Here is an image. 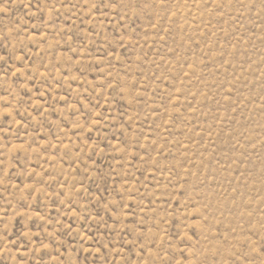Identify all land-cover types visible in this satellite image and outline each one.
<instances>
[{"label":"rangeland","instance_id":"rangeland-1","mask_svg":"<svg viewBox=\"0 0 264 264\" xmlns=\"http://www.w3.org/2000/svg\"><path fill=\"white\" fill-rule=\"evenodd\" d=\"M0 264H264V0H0Z\"/></svg>","mask_w":264,"mask_h":264}]
</instances>
